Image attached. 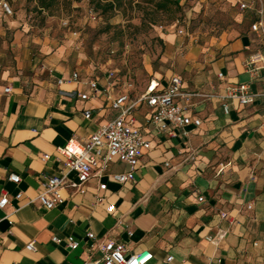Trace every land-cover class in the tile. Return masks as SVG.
<instances>
[{"label":"crops","instance_id":"obj_1","mask_svg":"<svg viewBox=\"0 0 264 264\" xmlns=\"http://www.w3.org/2000/svg\"><path fill=\"white\" fill-rule=\"evenodd\" d=\"M4 12L0 6V200L7 194L9 203L0 208V264H83L102 258L105 240L129 253L151 251L150 264H264V70L254 77L246 68L257 49L252 33L222 43L217 56L198 46L177 56L182 44L173 33L162 34L179 66L141 86L117 74L116 91L126 90L132 104L151 79L167 83L178 75L183 91L196 94L187 104L202 124L171 136L149 123L146 103L137 104L132 116L151 148L143 152L135 180L113 179L131 169L115 159L88 181L84 194L64 189V203L49 210L37 197L48 177L67 171L59 148L71 139H89L118 115L105 93L107 74L116 70L92 69L69 35L33 40L22 15ZM128 79L132 87L123 88ZM91 80L99 85L95 96ZM244 83L255 102L234 100L226 113L220 95ZM11 174L21 181H11ZM69 175L77 180L75 172ZM111 204L115 210L109 213ZM72 241L79 242L76 249ZM169 256L174 259L167 261Z\"/></svg>","mask_w":264,"mask_h":264},{"label":"rangeland","instance_id":"obj_2","mask_svg":"<svg viewBox=\"0 0 264 264\" xmlns=\"http://www.w3.org/2000/svg\"><path fill=\"white\" fill-rule=\"evenodd\" d=\"M6 1L13 14L4 13L10 18L22 15L33 40L69 35L93 63L92 69L113 68L119 76L134 77L136 86L179 66L162 34L173 33L176 43L182 44L177 56H184L191 46L217 56L222 43L245 33L253 34L256 51H264V27L252 30L254 22L264 23V0H178L180 7L174 13L159 12L153 20L138 7L102 16L94 13L89 0H71L63 8H54L53 14L37 11L34 0ZM241 3L250 7L242 9Z\"/></svg>","mask_w":264,"mask_h":264},{"label":"built area","instance_id":"obj_3","mask_svg":"<svg viewBox=\"0 0 264 264\" xmlns=\"http://www.w3.org/2000/svg\"><path fill=\"white\" fill-rule=\"evenodd\" d=\"M0 6L7 14H13L11 6L6 0H0ZM241 7L245 9L250 6L241 3ZM263 27V21L258 20L253 23L252 30L259 31ZM180 32L183 33V30ZM246 68L254 77H257L264 70V51L258 50L252 53L246 63ZM79 77L78 72L73 74L75 80H78ZM117 77L114 70L107 74L108 85L105 88V93L111 108L117 111L118 115L100 125L89 139L85 141L71 139L65 146L59 148V153L65 158L67 171L60 176L48 177L42 183L37 200L44 208L50 210L63 204L65 198L62 191L64 189L70 188L74 193L84 194L88 181L93 176L101 177L115 159L129 165L131 169L128 172L115 173L113 179L118 183L135 180V171L139 160L143 152L151 148L149 140L145 137L144 129L137 125L136 119L132 116L137 104L146 103L151 108L149 123L159 132L171 136H176L178 132L187 135V127L191 125L199 127L202 124V120L191 113L190 106L187 104L196 94L183 91V82L178 75H172L167 83L161 79H151L145 92L132 104H128L130 97L126 90L117 93L115 84ZM218 77L223 80L225 74L221 72ZM62 82L60 81V83ZM89 85L95 96L99 90L98 82L91 80ZM132 85L128 79L123 83V88H131ZM10 90V87L6 88V92H10ZM81 98L89 99V95L81 94ZM220 98L225 112L228 113L232 101L237 100L240 105L246 106L255 102L256 95L250 90L249 85L244 83L229 85L225 94L220 95ZM84 115L86 118H91L92 111L87 110ZM48 158L49 155H45L44 159ZM71 172L77 174V180L70 178ZM10 180L19 183L21 178L17 174H11ZM100 188L106 189L107 183H101ZM21 196L22 194L19 193L17 198ZM102 201V198H98V202ZM8 203L9 197L5 194L0 200V208H4ZM249 208L252 206L250 205ZM114 210L115 205L113 204L107 207L109 213ZM224 216L227 215L224 214ZM88 237L94 239L95 235L90 232ZM69 245L76 249L79 242L72 241ZM27 247L31 250L34 249V242L29 243ZM99 247L103 252L102 258L87 260L83 264H150L154 258V254L149 250L129 253L125 245L116 243L114 240L102 241ZM173 259V256H169L167 261Z\"/></svg>","mask_w":264,"mask_h":264},{"label":"trees","instance_id":"obj_4","mask_svg":"<svg viewBox=\"0 0 264 264\" xmlns=\"http://www.w3.org/2000/svg\"><path fill=\"white\" fill-rule=\"evenodd\" d=\"M71 0H34L37 11L53 14L54 8H63ZM94 13L107 16L115 11L138 7L144 17H155L159 12L172 14L180 7L178 0H89ZM136 2V3H135Z\"/></svg>","mask_w":264,"mask_h":264}]
</instances>
